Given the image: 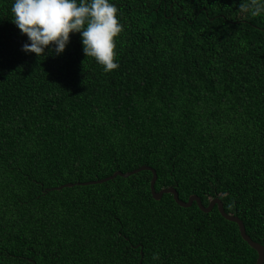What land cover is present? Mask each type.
<instances>
[{"label":"trees","instance_id":"1","mask_svg":"<svg viewBox=\"0 0 264 264\" xmlns=\"http://www.w3.org/2000/svg\"><path fill=\"white\" fill-rule=\"evenodd\" d=\"M0 0V264H255L220 199L264 246V16L236 0H112L123 32L104 72L79 33L26 54ZM158 253L159 259L153 260Z\"/></svg>","mask_w":264,"mask_h":264},{"label":"clouds","instance_id":"2","mask_svg":"<svg viewBox=\"0 0 264 264\" xmlns=\"http://www.w3.org/2000/svg\"><path fill=\"white\" fill-rule=\"evenodd\" d=\"M234 6L242 17L264 16V0H236ZM11 13L14 24L28 38L22 45L26 54L59 56L71 34L79 33L87 58H93L106 73L118 69L116 44L124 26L112 0H13ZM152 258L158 260L159 254Z\"/></svg>","mask_w":264,"mask_h":264},{"label":"water","instance_id":"3","mask_svg":"<svg viewBox=\"0 0 264 264\" xmlns=\"http://www.w3.org/2000/svg\"><path fill=\"white\" fill-rule=\"evenodd\" d=\"M142 171H150L153 173V178L151 181V191H152L153 198L157 201L161 200L165 194H171V195H173L175 202L183 208H190L193 206L194 203H196L199 206L201 211H203L204 213H210L214 210L215 207H217L218 211L220 212V214L222 215V217L224 219H226L230 222L236 223L239 226V231H240L242 238L249 244V246L251 248H253L258 253V259H257V262L255 264H264V246L260 245L259 243L254 242L247 235L246 227H245L243 221L238 216L229 215L225 212L224 204L222 203V201L220 199H218V198L214 199L210 202V204L208 206H204L201 199L196 195L191 196L187 202L182 201L179 197V193L177 192V190L174 187H168V188L162 189L161 191L157 192L155 189V185H156V182L158 179V175H157L156 170L153 169L152 167L142 166L141 168L136 169V170L131 171V172H128V173H123L121 171H117L112 176L105 178V179H102V180L90 181V182H86V183H68V184H65V185H62L59 187L52 188V189H50V191H54V190L61 191L64 188H73L75 186H83V185L88 186V185L101 184V183L111 181V180L117 178L118 176L128 178V177H130L134 174L140 173ZM142 260H141L140 264H142Z\"/></svg>","mask_w":264,"mask_h":264}]
</instances>
